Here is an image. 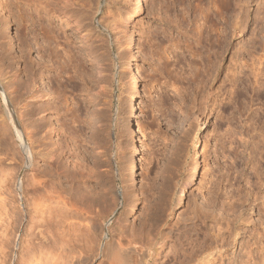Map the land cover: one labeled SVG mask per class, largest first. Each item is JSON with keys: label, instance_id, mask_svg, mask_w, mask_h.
Masks as SVG:
<instances>
[{"label": "rangeland", "instance_id": "1", "mask_svg": "<svg viewBox=\"0 0 264 264\" xmlns=\"http://www.w3.org/2000/svg\"><path fill=\"white\" fill-rule=\"evenodd\" d=\"M100 1L102 4L98 0H75V6L69 7L75 11L74 20L62 12L67 8H61L67 4L65 0H50V3L0 0V75L3 76L2 79L0 76V100L4 107L12 109L10 91L24 87L32 74L37 78V90L54 94L57 83L63 87L67 84L65 77L57 76L62 74V65L70 69V61L68 65L64 62L69 58L67 51L72 49L78 58H75V68L78 67L75 91L72 92L70 85L66 88L67 94L75 98L69 104L73 106L75 102V117L78 115L73 124L74 136L71 137L68 128L71 122L63 113L65 109L54 111L49 106L46 110L40 106L41 112L35 115L44 127L34 134L36 150H54L58 158V162L38 159L39 181L48 187L58 186L53 199L59 195L58 200L71 201L70 206L75 204L70 207L67 202L70 208H62L65 213L60 210V216L55 209L57 200L49 197V201L48 196L44 201H41L43 197L36 198L51 206L42 215L51 221L42 225L44 219L40 214L33 219L27 212L30 203L36 200L27 190L31 186H26L32 168L28 164L16 168L14 173L19 183L16 189L3 183L4 188L0 183V193L3 192L0 201H4L0 202L4 206L0 204L3 208L0 209V264H79L83 259L81 253L84 259L87 257L83 259L86 263L81 264H108L98 250L106 241L116 246L121 242L124 249L135 244L142 253L147 252L145 244L155 240L158 232L176 235L184 228H193L192 236L200 239L203 233L214 238L225 233L218 237L224 250L222 259L215 251L219 257L216 264H253L261 260L260 257L264 258L261 244L264 243V60L260 65L254 55L264 53V0H230L231 11L225 12L228 16L217 22L221 31L228 28L231 43L224 57L220 56L215 67L206 72L200 58L189 47L198 38L197 25L203 23L205 7L212 6L215 0H145L143 12L130 25L137 42L130 49L125 44V21L122 24L118 21V25L105 18L101 21L107 5L105 0ZM225 1L219 3L225 6ZM119 2L116 12L131 7L129 0ZM117 15L120 14L116 13V18ZM232 27L237 28L231 38ZM212 36L216 38V33ZM125 61L130 62V67ZM252 63L258 70L262 69L261 76L254 77ZM133 73L140 88L135 93L130 90L129 78ZM14 75L17 82L13 87ZM4 83L8 86L4 87ZM48 97L53 104L52 97ZM133 104H136V118ZM3 125L0 116V161L18 166L20 154L14 155L18 145L8 142V132H2ZM54 125L57 129L50 131ZM230 126L234 131L237 129L236 135L228 132ZM196 137L202 148L204 169L188 184L187 195L177 206V193L193 165ZM131 164L134 180L129 176ZM72 177L75 183L69 182ZM136 194L138 205L130 211ZM51 214L54 219L60 216L59 224ZM201 219L203 226L198 225L197 230L195 224H200ZM91 224L96 225L97 231L88 229L87 225ZM213 245L217 244L213 241ZM89 247L91 250L94 247L93 252ZM247 248H253L255 259L249 258ZM167 249L164 248L157 264L165 260ZM150 261L153 262L152 257Z\"/></svg>", "mask_w": 264, "mask_h": 264}, {"label": "bare ground", "instance_id": "2", "mask_svg": "<svg viewBox=\"0 0 264 264\" xmlns=\"http://www.w3.org/2000/svg\"><path fill=\"white\" fill-rule=\"evenodd\" d=\"M46 1V0H45ZM48 2L50 1V0H47ZM54 1V0H53ZM67 1V2H66ZM120 1V0H119ZM118 0H105V2H106V5H107V10H106V13L105 14H103V18L101 19V21H103V19L105 18V20H111V21H116L115 22V24H117L118 25V21H119V23H121L123 20L125 21V25L123 26V30H124V33L126 34V40H125V44H126V48L127 49H130V48H133V47H135L136 46V36H135V34H134V32H133V30H132V28L130 27V25L135 21V19L137 18V16H139L142 12H143V4H144V1L145 0H129V2H130V4H131V7L129 8V9H127L126 11H120V13H119V11L118 12H116V6L118 5V2H119ZM223 0H221V2H222ZM231 1H234V0H231ZM48 2H46V3H48ZM56 2V1H55ZM63 2V1H62ZM65 2L68 4V6H67V4H65V7H61V8H66V9H64L63 11H62V9H61V11L62 12H64V15H67V16H69V17H72L74 20H75V11L73 12L72 10H70V6H75V0H65ZM64 2V3H65ZM219 3V0H215L213 3V5L212 6H210L209 8H207V7H205V11H203L204 9H202V11H203V23H199L200 25H197L198 27H197V29H198V36L196 35V37H198L197 39H196V42H194L193 44H194V46H192V44H190L191 46L189 47V48H191V50H192V53H193V55L194 56H197L198 57V59L200 60V62H201V66H202V69H203V67L204 68H206L205 69V72H206V70L208 69H212V68H214L215 67V65H216V63H217V61H218V58L220 57V56H222L223 54H224V51L226 50V49H228V46H230V45H228L229 43H231V41L229 42V40H230V38H229V40H228V33H227V27L224 29H222V31L220 30L221 29V26L219 27V21L217 22V20L218 19H222L223 17H224V15H227L228 16V14H225V12H227V13H229L228 12V10H230L229 8H230V0H226L225 1V6H223L222 5V3ZM50 3V2H49ZM49 3H48V5H49ZM98 3L99 4H102L101 3V1L100 0H98ZM120 3V2H119ZM224 3V2H223ZM250 3V2H249ZM44 4V3H43ZM244 4V3H243ZM246 4V3H245ZM41 5V4H40ZM47 4H45V6H46ZM47 5V6H48ZM55 5V4H54ZM57 5V4H56ZM102 6V5H101ZM51 7V6H50ZM45 8H47V7H45ZM53 8V11L54 10H56L54 7H52ZM95 8V7H94ZM97 8V7H96ZM101 7H100V5L98 6V10L100 9ZM119 8V7H118ZM40 9V8H39ZM72 9H74V7L72 8ZM104 9V8H103ZM106 9V8H105ZM51 9L49 8V11H50ZM57 10H59V9H57ZM72 11V13L70 12V11ZM102 10V9H101ZM49 11H47V12H49ZM105 11V10H104ZM103 11V12H104ZM231 11V10H230ZM41 12V11H40ZM51 12H52V10H51ZM55 12V11H54ZM54 12H52V13H54ZM62 12H60V13H62ZM50 13V12H49ZM94 13V12H93ZM92 13V14H93ZM98 13V12H97ZM116 13H118V14H120L117 18H116ZM63 14V13H62ZM43 15V14H42ZM226 17V16H225ZM95 18V17H94ZM228 18V17H227ZM40 19V18H39ZM226 19V18H225ZM229 19V18H228ZM262 19H263V17H262ZM234 20V19H233ZM72 21V20H71ZM100 21V19L98 20V22ZM226 21V20H225ZM223 22V21H222ZM230 22H231V20H230ZM229 22V24L230 25H232L233 23H230ZM235 22H237V20L235 21ZM263 22V21H262ZM49 23V22H48ZM73 23H75V22H73ZM102 23V22H101ZM224 23V22H223ZM238 23V22H237ZM42 24V23H41ZM122 24V23H121ZM226 24V23H225ZM53 25V24H52ZM220 25H221V23H220ZM223 25V24H222ZM229 25V26H230ZM264 25V24H263ZM225 26V25H224ZM228 26V25H227ZM232 26H234V25H232ZM48 27V26H47ZM223 27V26H222ZM235 27V26H234ZM234 27H232V28H234ZM51 28V27H50ZM237 28V27H236ZM236 28H234L233 30H232V33H230V34H232L233 36H230V34H229V37H234L236 34H235V31H236ZM48 29H49V27H48ZM230 29V28H229ZM239 29V28H238ZM44 30V29H43ZM54 30H56V29H54ZM229 31H231V29L229 30ZM264 31V30H263ZM44 32H45V30H44ZM58 32V31H57ZM215 32L216 33V38H212L213 36H212V34ZM196 33H197V30H196ZM64 34H65V32H64ZM63 34V35H64ZM235 34V35H234ZM51 35V34H50ZM67 35V34H66ZM48 36H49V34H48ZM53 36V35H52ZM57 36V35H56ZM56 36H54V37H56ZM58 37H60V36H58ZM63 37V36H62ZM57 38V37H56ZM66 38L68 39V37L66 36ZM264 39V38H263ZM48 40V39H47ZM54 40V39H53ZM58 40V39H57ZM46 42V41H45ZM57 42H59V41H57ZM65 43H67V42H65ZM69 43V42H68ZM188 43V42H187ZM190 43V42H189ZM58 44V43H57ZM61 44V43H60ZM206 44H208L207 46H205ZM47 45H49V44H47ZM56 45V44H55ZM67 45V44H66ZM69 45H72V43L71 44H69ZM60 46V45H59ZM68 46V45H67ZM198 46H202L201 48H199ZM264 46V45H263ZM48 47V46H47ZM54 47H56V46H54ZM66 47V46H65ZM65 47H63V48H65ZM70 47V46H69ZM69 47L67 48V49H69ZM204 47V49H206L207 50V52L204 50V49H202ZM227 47V48H226ZM51 48V47H50ZM74 48V47H73ZM262 48V47H261ZM264 48V47H263ZM51 50V49H50ZM55 50H57V49H55ZM54 50V51H55ZM66 50V49H65ZM72 50V49H71ZM71 50H69V51H67V53H69V58H68V60L65 58V61L64 62H66L67 61V63H65L66 65H68V62L70 61V62H72L73 64L71 65V63L69 62V66L68 67H70V69H66V67H64L63 65H62V74H58L57 76L59 77V78H61L62 76L63 77H65V83H67L64 87H63V85H62V83H57V88H55V93L53 94V93H51V92H49V91H45V92H43L44 90H42L41 91V89L39 88L38 90H37V87H36V82H35V80L37 79V78H35L34 76H33V74H32V76H30L29 77V82H27L26 84H25V86L24 87H20V88H18L19 86H17V88L14 90V91H10V95H9V102H10V105L12 106V109H8L7 107H4V105L1 103V100H0V116L2 117V120H3V129H2V132H3V130H4V132L6 133V132H8V134L6 135V136H8V142H10V144H11V142H12V144L14 145H18V147L16 146V151H14V155L16 156V153H18V154H20V160H19V164H17L18 166H12L11 164V166H9L8 164H6V165H4V164H2L1 162L2 161H0V183H2L1 185H2V187H4L5 188V186H3V183H5L6 184V186H8L9 185V188L11 189V187H14L15 189L18 187V185H19V183H18V178L16 179V173H14V171L16 170V168H22V167H24L25 165H29L31 168H32V172H31V176H30V178H29V182H28V184L26 185L27 187H29V186H31V188H27V190L28 191H31L32 192V194H34L33 196V200L34 199H36V198H41V197H43V199L41 198V201H44L45 200V196H48L47 197V199L49 198V199H53L55 196L54 195H57V194H55V193H58V190L56 189V187H58V186H56L55 184H53V185H51L50 187H48L47 185H46V183H44V182H41V181H39L40 179H39V176H38V172H37V163H38V159L39 158H42L43 159V161L44 160H47V161H50V162H56L57 160L56 159H58L57 158V156H56V154H55V151L54 150H49V151H47V148H43V151H40V152H38L37 150H36V148H35V146H34V143L36 142V139L34 138V134H36V132H39V131H41L42 129H43V127H44V124H41V122H38L37 121V119L35 118L36 116V114H37V112L39 113V111L41 112V109H39L40 108V106H41V108H44V110H46L47 108H46V106H49L48 108L49 109H52V110H54V111H59L60 110V108H64L65 110H64V114L66 115V116H68L69 118V121L71 122L70 123V126L68 127L69 129H71L70 131V133H71V137H73L74 136V134H75V126L73 125V124H75V118H77V116L75 117V111H76V113H77V110H75L76 108H75V102L73 103V106H70V104H69V102H70V100H73V99H75V98H73V97H71V95H69V94H67V91H66V88L70 85L71 87H72V92H74L75 91V70L78 68L77 66H76V68H75V65H76V63H75V61H76V59L75 58H77L76 56H75V53L73 52V51H71ZM264 50V49H263ZM72 52V53H71ZM227 52V51H226ZM234 52H236V51H234ZM65 53V55L67 54L66 52H64ZM205 53H206V57H204L205 56ZM250 53V52H249ZM235 54V53H234ZM233 54V55H234ZM192 55V56H193ZM236 55V54H235ZM234 55V56H235ZM253 55H254V53H252V57H253ZM59 56V55H58ZM67 56V55H66ZM233 56V57H234ZM254 56H256V58L258 57V59L256 60L257 62L259 61L260 62V65H261V63L263 62V60H264V53L263 54H261L260 56H257V55H254ZM65 57V56H64ZM197 57H194V59H197ZM223 57H224V55H223ZM222 57V58H223ZM255 58V57H254ZM78 59V58H77ZM221 59V58H220ZM219 59V60H220ZM237 59V58H236ZM239 59V58H238ZM233 60V59H232ZM255 60V59H254ZM195 61V60H194ZM231 61V60H230ZM77 62H79V61H77ZM219 62V61H218ZM236 62V61H235ZM252 62H253V60H252ZM255 62V61H254ZM196 63H197V61H196ZM239 63V62H238ZM64 64V63H63ZM80 64V63H79ZM125 64L127 65V66H129L130 67V62L129 61H125ZM264 64V63H263ZM65 65V66H66ZM197 65V64H196ZM219 65V64H218ZM217 65V66H218ZM240 65H242V64H240ZM80 66H81V64H80ZM220 66V65H219ZM238 66H239V64H238ZM243 66V65H242ZM248 66H249V64H248ZM247 66V67H248ZM257 66V65H256ZM256 66H254V64L252 63V64H250V67H252V73L255 75L254 77H259V76H261L260 74H262L261 73V71H262V69H261V71L260 70H258L257 68H256ZM61 67V66H60ZM199 67V66H198ZM241 67V66H240ZM29 68V67H28ZM32 68H34V67H32ZM81 68V67H80ZM200 68V67H199ZM217 68V67H216ZM233 69V68H232ZM232 69L230 70V71H232ZM28 70H30V69H28ZM27 70V71H28ZM32 70V69H31ZM34 70V69H33ZM204 70V69H203ZM207 70V71H208ZM214 70H217V69H214ZM234 70V69H233ZM239 70V69H238ZM243 70V69H242ZM242 70H241V72H242ZM84 71H85V69H84ZM199 71H201V70H199ZM29 72H31V71H29ZM212 72V71H211ZM237 72V71H236ZM236 72H234L235 73V75H237L236 74ZM250 72V71H249ZM59 73V72H58ZM233 73V72H232ZM231 73V74H232ZM240 73V72H239ZM252 73H251V75H252ZM30 75V74H29ZM213 75H215L214 73H213ZM248 75H250V74H248ZM262 75H264V74H262ZM1 76V79H2V75H0ZM82 76V75H81ZM208 76V75H207ZM233 76V75H232ZM211 77V76H210ZM250 77V76H249ZM5 78V77H4ZM10 78V77H9ZM232 78H234V76L232 77ZM248 78V77H247ZM262 78H263V76H262ZM130 79V90H131V92H134L135 93V91H139V86H138V83H137V76H136V74H132V76L129 78ZM204 79V78H203ZM242 79V78H241ZM4 80H6V79H4ZM238 80V79H237ZM256 80V79H255ZM261 80H263V79H261ZM258 82H260V80L258 79L257 80ZM1 82V81H0ZM11 82H12V85H13V87H14V85H15V83L17 82V79H16V76L14 75V76H12L11 77ZM234 82V81H233ZM237 82V81H236ZM252 82V81H251ZM254 82V81H253ZM256 82V81H255ZM262 82V81H261ZM263 82H264V80H263ZM262 82V83H263ZM6 83V82H5ZM4 83V87H7L8 86V84H5ZM86 84V83H85ZM237 83H235V85H236ZM253 84V83H252ZM257 84V83H256ZM261 84V83H260ZM255 85V84H254ZM263 85V84H262ZM234 86V85H233ZM16 87V86H15ZM261 88V87H260ZM7 89V88H6ZM234 89V88H233ZM256 89V88H255ZM10 90V89H9ZM36 90V91H35ZM8 94H9V92H8ZM48 96H51L52 97V99H53V104H51V102H49L48 100L49 99H51L50 97H48ZM8 98V97H7ZM40 100H42L41 102H38V101H40ZM24 102V103H23ZM77 103V102H76ZM39 109V110H38ZM132 109H133V111H132V113H133V117L134 118H136L137 117V109H136V104H133V106H132ZM78 119V118H77ZM76 119V120H77ZM21 121H23L22 122V124H21ZM79 121V120H78ZM40 124V125H39ZM12 125H14V127L12 126ZM228 126V125H227ZM51 129H49L50 131L52 130V131H54V130H56L57 129V126L56 125H54V127H50ZM137 128H139V126H138V123H137ZM235 128V127H234ZM48 130V131H49ZM138 131H140V129H137ZM235 130V129H234ZM232 128H231V126L229 127V130H228V132L229 133H234V135H236L237 133H236V131H237V129H236V131H234ZM1 134V133H0ZM231 135H233V134H231ZM241 135V134H240ZM3 136V135H2ZM4 137H5V135H4ZM238 137V136H237ZM239 138V137H238ZM262 138V137H261ZM31 141V142H30ZM240 141H242L241 140V138H240ZM263 142V141H262ZM242 143V142H241ZM194 144H195V152H194V154H193V165H192V167H191V169H189L190 171H189V174H188V176L186 177V180L185 181H183V183H182V185H181V187H180V189H179V191H178V193H177V198H176V205L177 206H179L181 203H182V201L185 199V197H186V195H187V193H186V189H187V186H188V184H190V182H192L193 180H195V179H197V177L199 176V174H200V172L204 169V162H203V152H202V148H201V146H199V143H198V138L196 137L195 138V141H194ZM14 145V146H15ZM19 145H21V146H19ZM240 147H242L241 145H240ZM10 148V145H9V147H8V149ZM11 151V150H10ZM13 152V151H12ZM13 155V158L12 159H16V157ZM1 158V157H0ZM26 158L28 159V163H26ZM54 160H56V161H54ZM58 162V161H57ZM39 164V163H38ZM36 171V172H35ZM58 171V170H57ZM58 172H56V174H57ZM258 173V172H257ZM259 174V173H258ZM40 175V174H39ZM42 176V175H41ZM129 176H130V178L132 179V180H134L135 179V172H134V165L133 164H131L130 165V167H129ZM59 179V178H58ZM41 180H42V178H41ZM44 180V179H43ZM42 180V181H43ZM45 180H47V179H45ZM69 182H74L75 183V177H72L71 179H70V181ZM251 182V181H250ZM57 183V182H56ZM253 184V183H252ZM47 186V187H46ZM1 187V188H2ZM22 186H20L19 188H21ZM71 187H72V185H71ZM8 187H6V189H7ZM25 188V187H24ZM48 188H51V189H48ZM9 190V189H8ZM57 190V191H56ZM56 191V192H55ZM27 193V192H26ZM54 193V194H53ZM1 195L3 194V192L2 193H0ZM20 195V194H19ZM138 194H136L135 196H134V198L132 199V201H131V203H130V206H131V209H130V211H134L135 209H136V207H137V205H138V196H137ZM2 197V196H1ZM72 197V196H71ZM57 198H59V195L57 196ZM51 199L52 201H54V200H57V201H55V202H57L56 203V205H57V207H55V209L56 210H58V213L57 214H59L60 212L63 214V211L66 209H68L69 210V208L70 207H72V205H74L75 203H72L71 204V206H70V202H68V201H65L63 198H62V200H58V199ZM73 198V197H72ZM74 198H75V196H74ZM4 199V198H3ZM46 199V200H47ZM48 199V200H49ZM37 200V201H36ZM36 200H34V202H32V204L30 203V205L31 206H29L28 207V209H27V212H28V214L30 213L31 215H33L34 216V218L31 216V219L33 218V219H35L36 218V216L35 215H45L44 214V212H46V210H49L50 209V207H49V205H48V203L47 204H45V202H44V204H43V202L41 203V201H40V199L38 200V199H36ZM51 200H49V201H51ZM64 200V201H63ZM70 200H72V199H70ZM75 200V199H74ZM73 200V201H74ZM1 201H3L2 199H1ZM0 201V202H1ZM36 201V202H35ZM4 202V201H3ZM3 202L2 203H0L1 205L3 204ZM39 202H40V204H39ZM48 202V201H47ZM60 202H61V204H60ZM69 203V206L70 207H68V203ZM75 202V201H74ZM37 203V204H36ZM51 203V202H50ZM63 203V204H62ZM5 204V203H4ZM51 204H54V203H51ZM58 205H61V208L58 206ZM63 205V206H62ZM129 206V205H128ZM129 206V207H130ZM2 207H4L3 205H2ZM2 207H0V209L2 208ZM20 207V206H19ZM54 207H53V209H54ZM58 207H59V209H58ZM232 207V206H231ZM48 208V209H47ZM62 208H64V210H61ZM73 208H74V210H73ZM73 208H71L74 212H75V207L73 206ZM3 209V208H2ZM53 209H51V213H53ZM19 210H21V212L23 211V209L20 207V209ZM61 210V211H60ZM230 210V209H229ZM232 210V209H231ZM60 211V212H59ZM88 211V210H87ZM18 212V211H17ZM20 212V211H19ZM67 212V211H66ZM70 212V211H69ZM77 212V211H76ZM111 212V211H110ZM64 213H65V211H64ZM77 213H79V212H77ZM105 213V212H104ZM108 213V212H107ZM106 213V214H107ZM229 213V212H228ZM18 214V213H17ZM29 214V215H30ZM49 214H50V211H49ZM61 214V215H62ZM21 215V214H20ZM37 215V216H38ZM53 214H51V216H52ZM56 215V214H55ZM60 215V214H59ZM59 215H57L58 216V218L57 217H55V219H54V215H53V221L55 222V220H56V222L60 219L59 217L61 216H59ZM102 215H104V214H102ZM40 216V217H41ZM47 216H48V214H47ZM63 216H65V215H63ZM105 216V215H104ZM103 216V217H104ZM49 217H50V215H49ZM207 217V216H206ZM14 218V217H13ZM12 218V219H13ZM44 219L43 221V223H42V225L43 224H46V223H48V222H50L51 221V219L50 218H47V217H45V216H42L41 217V219ZM62 218V217H61ZM64 218V217H63ZM239 218V217H238ZM32 219V220H33ZM37 219V218H36ZM58 219V220H57ZM67 219V218H66ZM109 219V218H108ZM195 219V218H194ZM14 220V219H13ZM15 220H16V218H15ZM62 220V219H61ZM200 220V219H199ZM236 220H238L237 218H236ZM235 220V221H236ZM264 221V220H263ZM201 223L200 224H195V226H196V228L195 229H197L198 230V225L200 226V225H202V219H201V221H200ZM231 222H233V221H231ZM39 223V222H38ZM53 223V222H52ZM60 222L58 221V224H59ZM229 223V222H228ZM31 224H35V223H31ZM37 224V223H36ZM57 224V223H56ZM72 223H70V225H71ZM94 224H96V223H94ZM94 224H91V225H87V227H88V229H92L93 231H95L96 229H95V226L96 225H94ZM234 224V223H233ZM232 224V225H233ZM15 225V224H14ZM49 225V224H48ZM94 225V226H93ZM56 226V225H55ZM203 226V225H202ZM201 226V227H202ZM57 227V226H56ZM221 227V226H220ZM31 228H32V226H31ZM204 228V227H203ZM219 228V227H218ZM234 228V227H233ZM29 229V228H28ZM90 229V230H91ZM223 229V228H222ZM30 230V229H29ZM200 230V229H199ZM228 230V229H227ZM234 230V229H233ZM232 230V231H233ZM236 230V229H235ZM97 231V230H96ZM193 231V228L191 229V228H184V229H180V230H178L177 231V234L176 235H171V234H167L166 232H162V231H160V232H158L157 234V237L156 238H154L155 240H152V242L150 243V242H148L149 243V245L147 244V246H146V244H145V247H147L146 248V251L147 252H140V250H139V248H137V247H135V244L134 245H130V247L129 248H127V249H124L122 246H121V242H119L118 243V246H116L115 244L113 245V242L112 241H106L103 245H104V247H103V245H101V246H99V248H98V250H100L101 252H102V256H104V259L105 260H107L106 262H108V264H157V262L159 261L158 260V257L159 256H161L162 255V252H163V250H164V248H168L167 249V252H166V254H164L165 255V260H163L162 259V262H160V263H158V264H199V263H201V264H216V261L219 259V257L217 256H215L217 253L219 254L220 253V255L219 256H221V259H222V252H223V247H224V245L223 246H221V242H219L218 240V237H220V236H222V235H224V234H222V235H220V234H217L216 236H217V238H214L213 236L212 237H209V235H210V233H203L204 234V237H203V239H200V238H194L193 236H192V234H191V232ZM204 231V230H203ZM206 232V231H205ZM220 232V231H219ZM230 232V231H229ZM41 233V232H40ZM90 233V232H89ZM97 233V232H96ZM200 233V232H199ZM29 234V233H28ZM34 234V233H33ZM37 234V233H36ZM93 234H95V233H93ZM233 234V233H232ZM257 234H258V232H257ZM260 234H262L261 232H260ZM194 235H195V233H194ZM197 235V234H196ZM215 235V234H214ZM259 235V234H258ZM29 236H30V234H29ZM211 236V235H210ZM230 236L232 237V235L230 234ZM263 236V235H262ZM32 237V236H31ZM193 237V238H192ZM197 237V236H196ZM201 237V236H200ZM224 237V236H223ZM259 237V236H258ZM259 238H261L262 239V237H259ZM224 239V238H223ZM213 241H214V244H217V245H213ZM220 241H222V240H220ZM215 242H217V243H215ZM257 242V241H256ZM255 242V243H256ZM121 243V244H120ZM220 243V244H219ZM258 243V242H257ZM100 244H101V242H100ZM99 244V245H100ZM132 244V243H131ZM262 244V246H264L263 244L264 243H261ZM261 244H260V246H261ZM90 245V244H89ZM156 246H158V248H156ZM101 247H103V249L101 250ZM94 248V247H93ZM93 248H92V250H93ZM89 249H90V247H89ZM91 250V249H90ZM90 250H88V251H90ZM91 250V251H92ZM97 249H94V252L96 251ZM166 250V249H165ZM99 251V252H100ZM217 253H216V252ZM247 251H248V254H249V258H252V257H254V259H255V256L256 255H254L255 254V252L253 251V248H247ZM93 252V251H92ZM98 252V253H99ZM215 252V253H214ZM254 252V253H253ZM88 252H86V254H87ZM96 253V252H95ZM97 253V254H98ZM135 253H137V257H135ZM84 254V253H83ZM83 254L81 253V256L82 257H80V258H83L84 259V256H83ZM93 254V253H92ZM246 254H247V252H246ZM247 254V255H248ZM80 255V254H79ZM88 255V254H87ZM78 256V255H77ZM259 256V254H257V257ZM90 257H91V255H90ZM93 257V256H92ZM150 257H152L153 258V262H151L150 261ZM256 257V260L258 259ZM78 258V257H77ZM76 258V259H77ZM80 258H78V259H80ZM87 258V257H86ZM85 258V259H86ZM263 258V256L262 257H260L259 259H261V260H257V261H254V263L253 264H264V258ZM75 259V260H76ZM83 259L81 260H79L81 263L82 262H85V261H83ZM84 259V260H85ZM250 260V259H249ZM252 260V259H251ZM77 261V260H76ZM75 261V262H76ZM87 261V260H86ZM247 261V260H246ZM245 261V262H246ZM78 262V261H77ZM252 262V261H251ZM79 263V262H78ZM81 263H79V264H81ZM86 263V262H85ZM244 263V262H243ZM250 263V262H249ZM231 264H233V263H231ZM245 264V263H244ZM246 264H247V262H246ZM251 264V263H250Z\"/></svg>", "mask_w": 264, "mask_h": 264}]
</instances>
